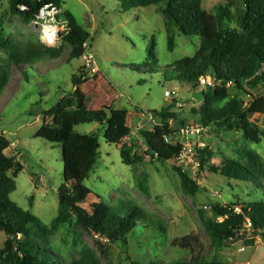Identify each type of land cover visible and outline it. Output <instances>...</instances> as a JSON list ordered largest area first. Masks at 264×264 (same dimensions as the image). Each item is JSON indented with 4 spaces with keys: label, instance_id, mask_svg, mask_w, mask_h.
I'll use <instances>...</instances> for the list:
<instances>
[{
    "label": "rangeland",
    "instance_id": "1",
    "mask_svg": "<svg viewBox=\"0 0 264 264\" xmlns=\"http://www.w3.org/2000/svg\"><path fill=\"white\" fill-rule=\"evenodd\" d=\"M201 3L205 12L216 19L221 34L230 29L242 30L240 19L245 10L241 0H201ZM67 12L92 36L88 45L97 56L96 72H84L86 61L80 52L79 57H72L73 48L65 41L69 33ZM59 16L58 26L64 32L57 45L46 46L55 49L58 58L39 62L32 70L26 68L31 75L29 81L12 64L10 81L0 98V137L12 143L7 155L23 165L11 199L50 229L49 250L68 262L83 260L87 255L95 257L99 264L149 260L170 263L200 256L224 264H264V235L249 224L228 247L219 250L212 247L205 228L206 222L212 220L210 203L224 206L235 203L241 210L258 195L248 184L202 167L199 160L203 150L211 156L215 167L229 160L243 163L249 151L256 152L264 161V80L255 88L242 85L239 90L232 89L243 99L242 108L256 126L260 143H249L240 128L227 127L214 132L209 126L206 147L197 148L194 156H178L170 161L148 157L145 155L148 145L141 134L153 130L148 120L152 110L174 107L169 123L179 129L182 124H202L200 113L205 101L200 89L196 92L183 89L175 81L164 82L162 77L153 78L143 70L134 71L126 66L132 62L142 66L150 45L163 67L194 59L200 48L199 38L184 36L172 27L161 6L124 12L117 0H63ZM41 29L42 25L35 20L28 22L13 13L10 0H0V31L8 41L21 48L38 49L44 45ZM0 56L6 67L8 53L0 50ZM75 75L81 78L77 84L73 82ZM259 75L264 78V69ZM171 89L177 91V97H166ZM75 92L81 103L94 110L107 107L128 111L132 129V135L121 144L112 145L104 138L106 127L85 124L75 128L79 134L94 131L100 140L99 161L84 183L93 192L89 204L97 208L104 203L118 206L126 202L166 228V235H159L154 228L132 236L126 244L112 245L107 239L82 229L71 216L59 215L58 191L64 183L62 147L35 138V134L43 124V113L59 103L78 106L71 97ZM161 121L162 118L156 119L157 124ZM123 150L132 158L138 153L142 160L132 166L125 165ZM178 168L196 182L198 191L185 183ZM185 237H192L191 249L180 245ZM7 239L0 230V250L5 249ZM98 243L107 248L106 254ZM0 264L4 262L0 260Z\"/></svg>",
    "mask_w": 264,
    "mask_h": 264
},
{
    "label": "trees",
    "instance_id": "2",
    "mask_svg": "<svg viewBox=\"0 0 264 264\" xmlns=\"http://www.w3.org/2000/svg\"><path fill=\"white\" fill-rule=\"evenodd\" d=\"M241 1L245 10L240 19L242 30L230 29L221 34L216 19L205 12L201 0H117L124 12L161 6L172 27L177 28L184 36L198 37L200 41V48L194 59H186L176 65L163 67L153 53V46L150 45L142 66L132 62L126 68L130 67L140 72L143 70L145 75L153 78L162 77L164 82L175 81L183 89L195 92L200 89L205 101V107L200 113L202 124L211 126L214 132L227 127L240 128L249 143H260L256 126L250 122L247 112L242 108L243 99L240 95L234 94L232 89L239 90L242 85L255 88L264 80L259 75L260 70L264 69V0ZM45 3H54L60 9L63 0H45ZM22 5L27 7V11L22 12L19 9ZM10 6L13 13L20 14L31 22L43 3L37 0H10ZM65 16L69 22V33L65 36V41L73 48L72 57H79V52L84 56V45L86 43L88 45L92 36L81 27L72 13L67 12ZM0 50L9 55L6 67L3 66L5 61L0 56V98L10 81L9 70L12 64L29 81L31 75L26 68L32 70L39 62L58 58L55 49L42 44L38 49L21 48L18 44L8 41L3 31H0ZM83 70L87 73L85 65ZM208 78L215 83L211 90H207V87L201 84L202 79ZM80 80L81 78L76 75L73 78L74 84ZM71 97L76 99L78 106L71 107L66 103H59L43 113V124L35 134V138L62 147L64 183L58 191L59 215L71 216L82 229L107 239L112 245L126 244L132 236L150 232L154 228L158 230L159 235H166V228L149 219L139 208L126 202L118 206L104 203L97 208L89 204L93 192L84 183L99 161L100 140L94 131L79 134L75 128L85 124L106 127L104 138L112 145L121 144L131 135L132 129L129 126L128 111L107 107L94 110L81 103L78 93L75 92ZM173 108L151 111L154 118H162L163 121L152 131L141 134L144 143L148 145L146 156L170 161L181 154L182 145L170 144L168 141V137L178 131L169 123ZM49 117L50 121L47 120ZM11 145L6 137H0V230L8 238L5 249L0 250V260L4 264H99L93 256L87 255L83 260L68 262L58 254L52 253L48 241L50 229L39 218L24 211L12 201L11 194L17 189L16 178L23 171V165L14 157L7 155L6 152ZM121 155L123 163L127 166L135 165L142 160L138 153L132 158L128 151L123 150ZM200 155L202 167H207L231 180L246 183L258 195L256 200L245 204L241 210L235 203L229 206L210 203L212 220L206 222L205 228L212 247L216 250L228 247L249 222L254 231H260L264 235L262 157L256 152L249 151L243 163L229 160L222 166L215 167L211 164L209 158L211 156H208L206 151L202 150ZM177 170L185 183L191 185L195 191L199 190L196 182L184 173L183 169ZM194 240L198 242L197 239ZM180 243L183 248L191 249L192 237H185ZM98 246L103 253H107L104 245L98 243ZM133 264L224 263L209 262L204 257L197 256L190 261L161 263L149 260Z\"/></svg>",
    "mask_w": 264,
    "mask_h": 264
},
{
    "label": "built area",
    "instance_id": "3",
    "mask_svg": "<svg viewBox=\"0 0 264 264\" xmlns=\"http://www.w3.org/2000/svg\"><path fill=\"white\" fill-rule=\"evenodd\" d=\"M39 3H43V6L40 8L39 12L35 16V22L39 25H42L41 29V39L45 46L54 47L57 45L63 29L58 26V16L60 15L59 7L54 3H45V0H37ZM19 9L22 12L27 11L26 6H20ZM85 54L84 59L86 63L84 65L87 67V72H96L97 63L96 55L88 47L87 44L84 45ZM211 79V78H210ZM208 79H202V85L208 87H215L214 81ZM178 96V93L175 89H171L166 92V97L175 98ZM148 118L150 125L155 128L156 119L152 115ZM140 130V129H139ZM139 132V131H138ZM210 127L203 124L196 125H184L178 129L175 134H172L168 137L170 144L182 145L183 150L180 157L194 156L197 152V148L203 149L206 147L205 138L209 136ZM132 135V133H131ZM198 146V147H197ZM249 225H252L249 222Z\"/></svg>",
    "mask_w": 264,
    "mask_h": 264
}]
</instances>
